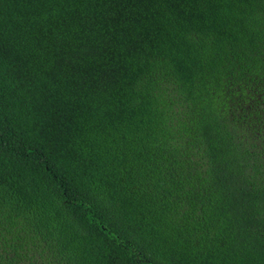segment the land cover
<instances>
[{"label":"trees","instance_id":"obj_1","mask_svg":"<svg viewBox=\"0 0 264 264\" xmlns=\"http://www.w3.org/2000/svg\"><path fill=\"white\" fill-rule=\"evenodd\" d=\"M0 264H264V0H0Z\"/></svg>","mask_w":264,"mask_h":264}]
</instances>
